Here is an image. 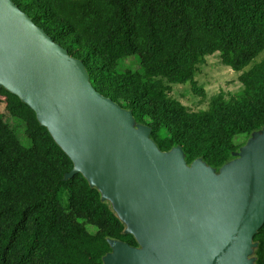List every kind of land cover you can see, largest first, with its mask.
I'll return each instance as SVG.
<instances>
[{
    "label": "trees",
    "instance_id": "1",
    "mask_svg": "<svg viewBox=\"0 0 264 264\" xmlns=\"http://www.w3.org/2000/svg\"><path fill=\"white\" fill-rule=\"evenodd\" d=\"M11 1L80 62L98 94L131 114L134 128L149 130L159 153L177 150L187 167L221 172L242 152L237 139L264 132V59L254 63L264 52V0ZM215 54L243 88L190 111L172 86L205 98L195 79ZM136 57L139 72L119 70ZM7 119L23 126L28 145ZM73 169L37 113L0 88V264H104L112 243L138 247L100 190L81 173L70 177ZM247 259L264 264V216Z\"/></svg>",
    "mask_w": 264,
    "mask_h": 264
},
{
    "label": "water",
    "instance_id": "2",
    "mask_svg": "<svg viewBox=\"0 0 264 264\" xmlns=\"http://www.w3.org/2000/svg\"><path fill=\"white\" fill-rule=\"evenodd\" d=\"M0 88L37 113L74 162L70 177L83 174L134 223L126 232L138 247L112 243L104 264H251L264 216V132L217 182L180 151L159 153L149 130L134 128L11 0H0Z\"/></svg>",
    "mask_w": 264,
    "mask_h": 264
},
{
    "label": "rangeland",
    "instance_id": "3",
    "mask_svg": "<svg viewBox=\"0 0 264 264\" xmlns=\"http://www.w3.org/2000/svg\"><path fill=\"white\" fill-rule=\"evenodd\" d=\"M264 59V52L259 55L254 63L260 62ZM253 63V64H254ZM252 64V65H253ZM133 70V71H140V65L138 58H129L125 61H122L119 65V70ZM249 69V68H248ZM247 69V70H248ZM240 73H235L230 69L223 66L221 63V59L218 54H215L211 57L206 59L204 65L200 67V70L196 76L197 84L204 88L205 90V98H200L193 94L191 91L190 85H175L172 86L171 96L181 102L187 109L190 111H203L207 110L211 99L218 95L224 94L226 98L238 93L242 90V85L239 82ZM9 124L14 127L19 140L24 144L28 145L29 143L25 140L23 135V126L21 124H14L12 120L7 119ZM243 137V136H241ZM259 137V133H254L248 138H239L236 141V144L245 143L242 150L248 146L249 143H256ZM240 159V155L237 160ZM222 171L220 172H213L214 181L217 182L221 175ZM112 211L115 215L123 220L126 224V229L130 230L134 223L126 218V216L110 201H108ZM141 248V247H140ZM139 248V249H140Z\"/></svg>",
    "mask_w": 264,
    "mask_h": 264
},
{
    "label": "flooded vegetation",
    "instance_id": "4",
    "mask_svg": "<svg viewBox=\"0 0 264 264\" xmlns=\"http://www.w3.org/2000/svg\"><path fill=\"white\" fill-rule=\"evenodd\" d=\"M135 248H137V247H135Z\"/></svg>",
    "mask_w": 264,
    "mask_h": 264
}]
</instances>
